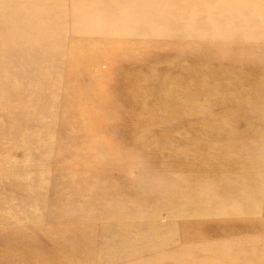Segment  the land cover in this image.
<instances>
[{
  "label": "rangeland",
  "instance_id": "374dc122",
  "mask_svg": "<svg viewBox=\"0 0 264 264\" xmlns=\"http://www.w3.org/2000/svg\"><path fill=\"white\" fill-rule=\"evenodd\" d=\"M0 264H264V0H0Z\"/></svg>",
  "mask_w": 264,
  "mask_h": 264
}]
</instances>
